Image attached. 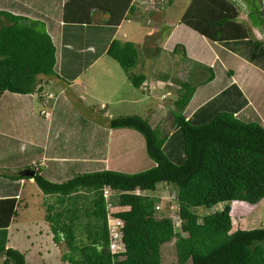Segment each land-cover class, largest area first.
<instances>
[{
  "label": "trees",
  "instance_id": "obj_1",
  "mask_svg": "<svg viewBox=\"0 0 264 264\" xmlns=\"http://www.w3.org/2000/svg\"><path fill=\"white\" fill-rule=\"evenodd\" d=\"M235 1L193 0L165 45L203 72L187 73L191 94L162 137L141 116L110 118L106 107L87 105L69 87L106 55L127 73L137 66L138 45L114 37L127 12L148 0H0L3 264H28L26 254L8 242L32 180L44 195L54 242L74 255L63 254L64 263L162 264L161 233L174 235L176 224L158 215L159 201L151 194L166 183L175 189L182 231L190 235L177 238L178 264H264V228H239L224 242L207 244L200 239L205 230L232 232V207L202 219L195 211L264 200V41L251 36L253 28H264V4H238L250 11L249 27L239 21ZM233 30L238 34L228 35ZM153 39L142 45L150 57L164 50ZM50 78L67 91L57 95L48 119L38 112L45 108L43 82ZM130 78L138 89L147 81L145 74ZM119 130L141 136L152 161L148 170H118L121 154L112 157L111 132ZM106 188L120 194L114 207L122 210L112 215ZM110 217L124 222L121 263L112 254Z\"/></svg>",
  "mask_w": 264,
  "mask_h": 264
},
{
  "label": "rangeland",
  "instance_id": "obj_2",
  "mask_svg": "<svg viewBox=\"0 0 264 264\" xmlns=\"http://www.w3.org/2000/svg\"><path fill=\"white\" fill-rule=\"evenodd\" d=\"M259 4H263L261 0H258ZM172 10L170 14L173 16H179L181 13H184L190 4V0H170L166 3V5H159V8L164 9L170 3L172 4ZM244 3L248 2V5L251 7V1L243 0ZM156 6V5H154ZM238 6V5H237ZM152 6H148L143 8V12H145V19L148 20L151 14H154ZM239 8L245 13L246 9L239 6ZM159 12L158 10L156 11ZM140 20V17L138 15ZM153 19L156 22L160 21V18L155 15ZM171 22H173L171 20ZM249 27H251L249 19L246 21ZM143 27H146L142 23ZM151 30H144V36L149 34ZM169 33L164 37L167 38ZM156 36V35H155ZM252 37L264 41V28L260 29H252ZM163 39V38H162ZM161 39V40H162ZM166 41V40H165ZM165 43V42H164ZM141 43L138 45L139 48V59L138 64L134 69H131L130 72L132 75L141 74L150 70L151 74L154 76L153 81H156L158 85L155 83H148L144 86L143 91L146 92V87L149 89L151 95L143 94L138 88H135L133 84L131 85V94L137 96L136 99L126 100L124 101L123 107L117 104H111L112 100H116L120 97L122 93H125L124 89H121L115 93H111L108 91H100L102 90V83L94 80V78L90 76H95L97 73L101 72L100 67H94L98 64L93 65V72H89L88 75L85 76V80H89L91 83V89L96 90V96L98 97V101H95L96 109L101 108V102H106V104H110V108H118L122 107L121 111H113L114 118L122 116V115H145L148 118V122L154 127L159 128L162 137H166L163 134L165 132L166 125H171L174 116L180 111L179 106L181 103L185 102L189 95L191 94V82L192 79L188 78L187 72L193 69V64L190 59L184 58L180 54H173L167 50H163L160 52L159 56H147L143 53V47ZM157 45V44H156ZM164 44H160L163 46ZM159 46V45H158ZM103 65L109 68H118L121 69L119 64L115 62V60L109 56L103 57ZM193 72V71H192ZM163 75H169V79L165 80ZM106 76V75H105ZM100 79V76H99ZM49 82H43V86L45 87V93H53L60 94L63 91V87L59 84L52 83V78H50ZM107 81V80H106ZM123 82L121 83V85ZM159 86V87H158ZM168 89L171 94V100L156 99L154 97L155 91H164ZM75 89L80 91L84 89V87L76 86ZM92 91H89L92 94ZM81 92V91H80ZM169 92V93H170ZM75 93V94H74ZM52 94V95H53ZM73 95L77 96V93L73 91ZM127 94V93H126ZM84 96V94L82 93ZM131 95V96H132ZM54 96V95H53ZM92 95H90V99ZM168 98V97H167ZM55 99V96H54ZM54 99L45 98L46 101L53 102ZM85 103H87L84 97L79 98ZM158 100V101H157ZM157 101V102H156ZM118 102V101H117ZM36 103V108H40ZM93 106V107H95ZM47 109V106L40 110L41 113ZM124 112V113H123ZM147 112V113H146ZM142 117V116H141ZM120 131H116L113 134L112 140V148L111 153L112 157L118 156L121 154V159L127 158L128 156H132L129 148L126 143L130 144L128 139H123ZM133 131L135 135L141 137L137 131ZM134 153V151H133ZM135 154V153H134ZM138 159L140 161V165L135 168L127 169L128 171H146L150 168L152 161L149 159L147 155L146 145L143 141V148L138 149ZM175 189L171 188L168 184H161L156 193H152V197L159 201L160 210L158 215L161 217L172 218L176 222L174 235H168L166 233H161V247H162V256L163 263L162 264H178L177 258V250H176V242L179 236L185 237L189 240V236L187 233L182 231L183 223L179 218V209L176 205L174 198H172ZM143 193V192H142ZM141 194V193H139ZM175 197V196H174ZM21 207H18L19 217L13 222L9 229V247L20 250L21 252L26 254L27 263L28 264H70L64 263L62 260L63 254L67 253L68 256H71V250L68 251L64 249L62 246H57L54 242V236L51 231V226L46 220L47 211L43 206L44 197L41 196V191L35 182H27L25 192L21 199ZM231 206L234 209L232 213L233 217V229L231 233L224 234H213L208 230L201 233L200 239L203 243L210 244H220L224 242L230 234L237 231L239 228L245 229H259L264 228V200L261 201L258 205H250L244 202H232V203H221L212 208H198L195 209L196 213H198L201 219L205 216L215 214L217 212L223 211L226 206ZM201 222V221H200ZM74 256V255H72ZM115 261V260H114ZM4 259L0 258V264H3ZM116 263V262H115ZM119 263V262H117Z\"/></svg>",
  "mask_w": 264,
  "mask_h": 264
},
{
  "label": "crops",
  "instance_id": "obj_3",
  "mask_svg": "<svg viewBox=\"0 0 264 264\" xmlns=\"http://www.w3.org/2000/svg\"><path fill=\"white\" fill-rule=\"evenodd\" d=\"M192 1L193 0H190V4L188 5L187 9L191 5ZM247 4H248V2H247ZM172 5H173V2H172V4L170 3L166 8L162 9V11H159L158 13L154 12V14H151V17L149 16L148 20H146L145 19V14L146 13L143 12V10L142 11L138 10V7H140L139 9H141V8L148 7V5L147 4H143V2L138 3V6L135 5V7L137 8V12H135L134 14H130L129 12H127V14L124 16V19L122 20L121 24L117 28V32L115 34L114 39L119 40L121 42L131 41V42H133V43H135L137 45H140L141 43H143V44L145 43L147 37L153 36L154 37V39H153L154 43L153 44H157V46L159 45V47L161 49H164L165 45L167 44L168 40L170 39V37H171V35H172L173 31H174V29L179 24V22H181L183 20V16L185 15V13L187 11V9H186L185 12L181 13L179 16H173V15L170 14V11L172 10ZM238 11H239V14H240L239 21L246 22L249 19L248 18V14L250 13V11L249 12L247 11V14H245L239 8V6H238ZM138 15L140 17V20L138 18ZM155 15H157L160 18L159 22H156L153 19V17ZM109 18H110V16L107 17V20ZM103 19L105 20V18H103ZM171 20L173 22H171ZM142 23L144 25H146V27L141 26ZM254 29H258V31H260L259 28H254ZM144 30H145V32H146V30H151V32L144 36ZM167 33H169V34H168L167 38L165 39L164 37L167 35ZM162 43L164 45L160 46V44H162ZM192 64H193V69L192 70H195V69L198 70L197 73L200 76L201 73L203 72V68L200 67L199 63H197L195 61H192ZM92 67L93 66H91L87 70V72L82 74L76 81H74L69 86L72 89V91H75L77 93L78 98H82L84 100V97H85V100H87L86 104L89 105V106H95V101L100 102L98 100V97L95 95L96 94L95 93L96 90L93 88V91H92V89H91V83L89 82L90 78L88 80L84 81L85 80V76L88 75L89 72H91V71L93 72ZM96 67H100L101 68V72L97 73L94 77L93 76H90V77H92V78H94V80L102 83V88L103 89L100 90V91H108L109 90L111 93H115V92H117V91H119L121 89L125 90V93H122L120 95V97L117 98L116 100H112L111 104H117V105H121L123 107L124 101L136 99L137 96L132 95L131 94V89H130V87L132 85L130 77H132V73H134V72H130L131 71L130 70L127 73L122 68L118 69V68H109L107 66H104L103 65V57L99 60L98 64L94 67V69ZM144 71H146V72L141 73V74H145L147 76V81L143 84V87L140 88L139 90L143 94H147V95L150 96L151 95L150 93H147V92L143 91L144 86L147 85L148 83H155L156 85H158V83L156 81L151 80V79L154 78V76L151 74L150 70H144ZM189 71H186V72L188 73ZM135 75H139V74H136V72H135ZM99 76H100V79H99ZM122 82H123V84L121 85ZM76 86L80 87V89H81V87H84V89H81L80 90L81 92H80L77 89H75ZM66 91H67V88L63 87V91L61 93H64V92L66 93ZM89 91H92V94ZM82 93L84 94V96L82 95ZM46 94H48V93H46ZM50 94H53V93H50ZM53 95L55 96V99L53 98L54 99L53 102L46 101V100L44 101V105L47 106V109L44 110L42 112V114H41L43 116H46V118H48V119L51 116V112H52V109L54 107V104H55V101H56V97H57V94L56 95L53 94ZM90 95H92L91 99H90ZM106 102H110V101H106ZM106 102H101L102 103L101 104V108H105L106 107L107 108V112H108V116L110 118H114V116L112 114L113 111H121L122 107L119 106L118 108H113L112 109V108H110V104L109 103L106 104ZM40 106H41V104H40ZM123 109H124V107H123ZM140 116H142V118H144L145 120L149 121L147 116H146V114L145 115H140ZM113 133H114V131L111 132V138L113 137ZM120 134H121L123 139H128L130 141V146H132V150L135 153V154L133 153V155L130 158L127 157L124 160L120 159L119 161L116 162V166H117V168H118V170L120 172H128L125 169L138 167L141 164L139 159H138V149H139V146H140V149L143 148V141L140 139V137H138L134 133H129V131L128 132L127 131H122V133H120ZM32 182H34V181L33 180L30 181V183H32ZM25 189H26V187H25ZM25 189H24V191L22 193V196H23V194L25 192ZM22 196H21V198H22ZM41 196L44 197L42 191H41ZM121 210H122L121 208L113 206L110 209L109 212L113 214L114 212H119ZM233 212H234V209L232 208V213ZM175 224H176V222H175ZM207 244H210V243H207Z\"/></svg>",
  "mask_w": 264,
  "mask_h": 264
},
{
  "label": "built area",
  "instance_id": "obj_4",
  "mask_svg": "<svg viewBox=\"0 0 264 264\" xmlns=\"http://www.w3.org/2000/svg\"><path fill=\"white\" fill-rule=\"evenodd\" d=\"M237 2H241V0H236ZM262 3L264 4V0H261ZM151 8H154L155 4L150 3ZM146 92H149V89L146 87ZM168 89L165 88L164 91H155L154 92V97L156 99H163L166 98L165 100H168L172 97L171 92ZM168 97V98H167ZM46 98L53 99L54 96L52 94H46ZM158 101V100H157ZM142 193V191H138V194ZM105 197L106 201L108 203V213H110V209L114 206V204H117L119 199H120V194H118L116 191L106 188L105 189ZM109 232H110V238H111V243H112V254L114 255V262H119L121 263L123 260L126 259L125 256V249L122 244V236H123V225L124 222L121 221L120 219H116L114 217H110L109 219Z\"/></svg>",
  "mask_w": 264,
  "mask_h": 264
},
{
  "label": "clouds",
  "instance_id": "obj_5",
  "mask_svg": "<svg viewBox=\"0 0 264 264\" xmlns=\"http://www.w3.org/2000/svg\"><path fill=\"white\" fill-rule=\"evenodd\" d=\"M168 1H160L159 2V4H155L156 6L153 8V12H156L157 10L158 11H162V9L161 8H159V5H166V3H167ZM243 2V0H241V2H237V1H235V3L238 5L239 3H242ZM150 3H155L153 0H148V2H146L145 4H147L148 6H150L149 4ZM136 4H137V1H136ZM161 9V10H160Z\"/></svg>",
  "mask_w": 264,
  "mask_h": 264
},
{
  "label": "bare ground",
  "instance_id": "obj_6",
  "mask_svg": "<svg viewBox=\"0 0 264 264\" xmlns=\"http://www.w3.org/2000/svg\"><path fill=\"white\" fill-rule=\"evenodd\" d=\"M206 31H208V30H206ZM238 33L237 32H235L234 30L233 31H230V32H228V35H237Z\"/></svg>",
  "mask_w": 264,
  "mask_h": 264
},
{
  "label": "flooded vegetation",
  "instance_id": "obj_7",
  "mask_svg": "<svg viewBox=\"0 0 264 264\" xmlns=\"http://www.w3.org/2000/svg\"><path fill=\"white\" fill-rule=\"evenodd\" d=\"M252 1H255V0H252ZM257 1V3H259V1L258 0H256ZM254 29V28H253Z\"/></svg>",
  "mask_w": 264,
  "mask_h": 264
},
{
  "label": "water",
  "instance_id": "obj_8",
  "mask_svg": "<svg viewBox=\"0 0 264 264\" xmlns=\"http://www.w3.org/2000/svg\"><path fill=\"white\" fill-rule=\"evenodd\" d=\"M53 80H54V81H56V79H55V78H54ZM27 175H30V174L28 173Z\"/></svg>",
  "mask_w": 264,
  "mask_h": 264
}]
</instances>
